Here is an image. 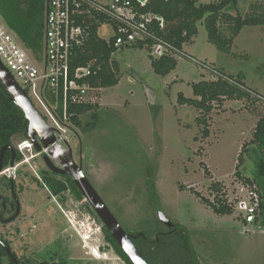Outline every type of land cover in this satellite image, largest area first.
I'll list each match as a JSON object with an SVG mask.
<instances>
[{
	"label": "rangeland",
	"instance_id": "obj_1",
	"mask_svg": "<svg viewBox=\"0 0 264 264\" xmlns=\"http://www.w3.org/2000/svg\"><path fill=\"white\" fill-rule=\"evenodd\" d=\"M256 1L237 0L239 14L244 17ZM225 12L232 13L230 8ZM109 30L105 25L100 34L108 38ZM184 50L225 75H245L248 90L264 96V27L243 28L228 51L217 49L200 28ZM150 55L147 48L130 47L114 54L120 83L97 94L96 128L84 133L73 125L67 134L76 163L129 235L153 233L155 237L164 228L158 222L161 212L184 230L199 264H264L263 217L249 224L247 213L238 209L233 215H217L181 189L191 188L213 200L210 187L219 183L229 202L249 201L237 175L248 173L249 163L239 166V157L253 138L262 110H251L246 100H226L222 107L214 106L207 126H200L197 119L204 112L180 105L179 97L194 99L193 84L210 80L208 71L179 57L177 68L162 76L153 70ZM88 121L89 116L84 119ZM23 141L19 138L14 144ZM21 154L23 160L34 158L29 164L17 163L14 176L23 189L19 194L22 216L13 224L0 225V236L10 241L17 256L28 264H126L106 241L105 225L86 199L77 202L70 191L59 196L49 192L45 177H62L49 170L45 155L33 150ZM244 159H248L245 154ZM10 174L0 176L1 196L10 197Z\"/></svg>",
	"mask_w": 264,
	"mask_h": 264
},
{
	"label": "trees",
	"instance_id": "obj_2",
	"mask_svg": "<svg viewBox=\"0 0 264 264\" xmlns=\"http://www.w3.org/2000/svg\"><path fill=\"white\" fill-rule=\"evenodd\" d=\"M131 4L129 18L135 23L142 24L155 38L163 40L173 47L160 57L152 58V68L155 73L166 76L177 68V51H184V47L191 44L198 36L200 28L208 34V40L219 50H231L234 39L245 27H264V1L256 2L250 6L248 13L242 17L237 10V0H220L210 4H200L198 0H124ZM232 13L225 12L226 9ZM46 13V0H0V16L7 27L15 35L22 47L33 54L36 59L44 58V22ZM80 25L86 29L88 35L85 42L75 48L72 56L71 74L78 68L91 69V75L79 81L97 91L116 87L120 83L119 64L113 59L117 50L114 42L117 36H124L120 31L124 26L115 18L104 13H95L94 16L81 18ZM109 26L108 38L100 34L103 26ZM122 33V34H121ZM156 44L155 39L146 38L138 40L121 49L130 47L134 49L147 48L152 52ZM152 57V55H151ZM228 76V75H227ZM237 84L224 79L202 80L193 84L195 98L179 97L182 106H189L204 116L197 119L198 124L207 126V116L212 113L214 106L222 107L226 100L245 101L250 109H261L263 114L256 125L251 142L243 146L239 157V166L246 164L247 172H237L241 179L240 186L247 191L254 192L260 198V213L256 221L264 218V96L256 91L248 90L244 84L245 77L228 76ZM236 79V80H235ZM52 102L50 94H47ZM98 102L93 104H69L68 114L73 125L84 133L93 131L99 122ZM62 104L59 114L62 115ZM90 117V121L84 119ZM46 120V119H45ZM29 122L23 111L16 105L9 92L0 82V154L6 146H16L14 141L19 138L28 140ZM208 131L205 130V135ZM15 163L21 162L22 154L16 150ZM244 154L247 160L244 159ZM13 153L7 151L3 160L4 169H8ZM246 162V163H245ZM57 176V175H55ZM45 177L46 187L53 196H59L70 191L77 202L85 200L81 191L69 177ZM10 179L8 178L7 181ZM37 181V180H36ZM183 191H190L203 205L210 208L217 215L226 216L235 213L234 204L229 202L228 194L219 183H213L210 190L215 193L214 199H206L199 192L185 186ZM159 223H161L158 220ZM164 228L156 233L139 235L135 245L148 264H199L194 250L191 248L183 229L177 224ZM264 224V220H263ZM106 241L112 246L116 254L126 264H132L130 259L113 239L110 232L104 227ZM10 251L11 253L9 254ZM28 264L18 257L11 247L9 240L0 236V264ZM46 264V263H45Z\"/></svg>",
	"mask_w": 264,
	"mask_h": 264
},
{
	"label": "built area",
	"instance_id": "obj_3",
	"mask_svg": "<svg viewBox=\"0 0 264 264\" xmlns=\"http://www.w3.org/2000/svg\"><path fill=\"white\" fill-rule=\"evenodd\" d=\"M130 6V2L124 0H46L42 61L33 55L31 57L28 55L29 52L22 47L0 16V61L13 75L19 86L27 92L29 98L32 96V100L36 101L35 107L38 106L42 110L41 115L46 119V123L54 129L55 143L46 149L43 148L42 152H37L39 155L48 154L49 150L56 145L62 147L68 145L67 134L73 130V123L68 114L69 104L81 105L97 102V94L100 91L79 83L80 80L91 75V69L89 67L78 68L73 75L71 74L73 52L85 42L88 35L83 25L79 24L81 18L94 16L95 13L115 17L124 26L120 31L125 34L115 39L114 48L117 51L125 45L146 38L156 40L153 51L159 56L168 50L173 51L171 45L155 38L144 25L135 23L129 18ZM177 53L178 56L186 57L207 70L211 79H224L237 84L216 68L199 62L188 56L186 52L177 51ZM47 94H50L52 102L49 101ZM61 104L62 115L59 114ZM39 108H37L38 111ZM32 150L37 151L29 139L18 145L20 153L32 152ZM23 155L25 157V154ZM33 159L27 157L22 160L21 164H29ZM16 170L17 164L14 168V176ZM6 173H11V170L6 169L0 176ZM241 190L245 189L241 187ZM245 191L248 193L249 201L235 199L230 203L234 204L235 210L245 211L247 213L245 222L251 224L256 222L260 213V198L254 192Z\"/></svg>",
	"mask_w": 264,
	"mask_h": 264
},
{
	"label": "water",
	"instance_id": "obj_4",
	"mask_svg": "<svg viewBox=\"0 0 264 264\" xmlns=\"http://www.w3.org/2000/svg\"><path fill=\"white\" fill-rule=\"evenodd\" d=\"M0 82L6 88L15 101L16 105L23 111L27 121L29 122L28 139L34 144L37 152H42L43 148H48L56 141L54 129L51 128L37 110L33 102L30 100L27 92L22 89L15 81L13 75L7 70L4 64L0 61ZM11 150L13 158L10 162L9 169L11 170V191L14 193V168L16 149L12 146H6L1 150L0 154V174L6 169L3 167V160L5 153ZM58 150H61L60 153ZM44 161L47 167L54 173L69 177L72 179L77 188L81 191L86 201L91 205L98 218L103 222L107 230L110 232L113 239L118 243L132 264H148L143 255L137 249L132 241L131 235L123 230L115 217L111 214L105 203L99 197L97 192L91 186L83 173V168L76 163L73 155V149L68 144L66 147L59 145L50 149L48 154L45 155ZM61 167H57L56 163ZM67 164H64V163ZM19 211V209H18ZM158 219L168 228H172L174 223L169 220L164 213L158 214ZM9 254L11 253L8 251Z\"/></svg>",
	"mask_w": 264,
	"mask_h": 264
},
{
	"label": "flooded vegetation",
	"instance_id": "obj_5",
	"mask_svg": "<svg viewBox=\"0 0 264 264\" xmlns=\"http://www.w3.org/2000/svg\"><path fill=\"white\" fill-rule=\"evenodd\" d=\"M16 150H18L17 146H16ZM8 151L12 152L11 150H8ZM57 167H61V166L59 165ZM52 173H54V172H52ZM54 174H56V173H54ZM56 175H58V174H56ZM58 176H60V175H58ZM13 184H14V193L11 191V186H12L11 180L7 181V185L10 189V197H8V196L4 197V196L0 195V225H2L3 227L6 226L7 224H13L14 222L18 221V219L22 216V211H23L22 206L23 205L21 204V202L19 200L20 199L19 194H23L22 193L23 189L21 188L20 185L16 184V182H14V181H13ZM64 193H66V192H64ZM64 193H62V194H64ZM18 209H19V211H18ZM131 237H132V241L134 243L137 237L132 236V235H131ZM11 247H12V244H11ZM12 251L17 255V253L14 251L13 247H12ZM18 257H20V256H18ZM20 258H23V257H20ZM40 262H37V263L38 264L39 263L40 264H45V263L50 264V261H40ZM59 263L62 264L61 261ZM51 264H54V262Z\"/></svg>",
	"mask_w": 264,
	"mask_h": 264
},
{
	"label": "crops",
	"instance_id": "obj_6",
	"mask_svg": "<svg viewBox=\"0 0 264 264\" xmlns=\"http://www.w3.org/2000/svg\"><path fill=\"white\" fill-rule=\"evenodd\" d=\"M105 1H106V0H105ZM262 1H264V0H257L256 2H262ZM256 2H255V3H256ZM106 26H107V25H106ZM108 27H109V26H108ZM109 28H110V27H109ZM184 51H185V50H184ZM152 54H153V55H152L151 59H152V58L155 59V58H157V57H160V56L158 55V53L156 54L153 50H152ZM150 56H151V55H150ZM177 62H178V61H177ZM151 64H152V61H151ZM223 72H224V71H223ZM224 73H225V72H224ZM228 76H230V75H228ZM242 76L245 77V75H243V74H242ZM244 82H246V78L244 79ZM117 86H118V85H117Z\"/></svg>",
	"mask_w": 264,
	"mask_h": 264
},
{
	"label": "bare ground",
	"instance_id": "obj_7",
	"mask_svg": "<svg viewBox=\"0 0 264 264\" xmlns=\"http://www.w3.org/2000/svg\"><path fill=\"white\" fill-rule=\"evenodd\" d=\"M60 153L62 152L61 150H58ZM64 164H67L66 162L64 163ZM89 239H90V237H85L84 238V240H86V241H89ZM96 254V256L99 258L100 257V255L98 254V253H95Z\"/></svg>",
	"mask_w": 264,
	"mask_h": 264
},
{
	"label": "clouds",
	"instance_id": "obj_8",
	"mask_svg": "<svg viewBox=\"0 0 264 264\" xmlns=\"http://www.w3.org/2000/svg\"><path fill=\"white\" fill-rule=\"evenodd\" d=\"M17 149H18V146H17ZM16 165V164H15Z\"/></svg>",
	"mask_w": 264,
	"mask_h": 264
}]
</instances>
